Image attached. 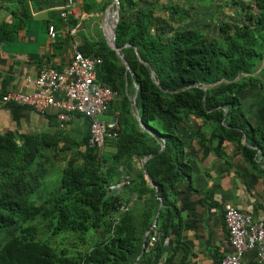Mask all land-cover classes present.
<instances>
[{"label": "trees", "instance_id": "trees-1", "mask_svg": "<svg viewBox=\"0 0 264 264\" xmlns=\"http://www.w3.org/2000/svg\"><path fill=\"white\" fill-rule=\"evenodd\" d=\"M118 2L114 42L121 48L123 60L100 35L95 40L83 39L77 47L85 57L100 58L96 81L122 99L123 117L120 113L116 140L110 142L114 152L98 155L89 149L88 122L74 115L86 125L78 144L83 150L79 157L67 159L50 192L36 204L31 196L43 172L36 162L39 152L57 142L32 135H19L16 142L8 134H0V264H155L166 238V210L173 207L174 187L182 178L188 179L190 171L179 129L206 142L197 129L186 125L187 119L210 124L215 138L229 142L244 138L257 145L264 157V135L249 126L238 105V94L249 83L258 82L246 75L264 58V0H254L256 10L261 11L256 16H247L238 25L223 22L219 38L186 29L173 31L166 41L150 31L156 14H169L183 22L185 10L158 2L140 7L134 0ZM100 8L101 2L96 0H80L78 5L85 14H99ZM127 14L131 16L128 21L122 18ZM125 45L129 48L122 47ZM129 94L135 96L142 128L132 119ZM47 118L55 122V115ZM241 154L254 165L250 150L242 147ZM144 158L148 159L143 168H137V160ZM124 177L128 185L112 193L109 186ZM159 203L156 228L149 231ZM34 219L45 222L50 236L68 232L84 240L86 234L99 231L101 238L69 256L64 250L56 252L47 240L36 239L33 228H21ZM152 231L158 233V239L148 247Z\"/></svg>", "mask_w": 264, "mask_h": 264}, {"label": "crops", "instance_id": "crops-1", "mask_svg": "<svg viewBox=\"0 0 264 264\" xmlns=\"http://www.w3.org/2000/svg\"><path fill=\"white\" fill-rule=\"evenodd\" d=\"M64 1L0 0V95L9 91H27L25 78L33 77L42 67L62 69L70 59L71 45L78 47L86 39L81 32L74 40L75 35L69 36L66 25L58 18V10ZM74 1L76 14L70 21V27L80 26L78 22L83 20V12L78 9L80 0ZM136 4L138 6L137 1ZM48 24L53 25L56 31L54 40L46 34ZM216 29L218 31V26ZM263 75L264 58L254 72L246 75L258 82L249 83L238 94V105L249 126L264 135ZM51 115H54L53 111L39 116L29 109L0 101V134L14 137L28 133L36 124H55L54 120L50 122L47 118ZM101 119L109 122L112 116L108 113ZM195 126L193 129L198 132L205 128L198 122ZM203 136L206 142H199L184 129H179L183 158L190 171L188 179L182 178L174 187L173 207L166 210L169 214L166 245L159 251L155 264H164L167 259H170L169 264H219L221 256L231 251L222 222V211L226 205L264 223V157L257 145L245 142L244 138L241 142H229L212 134L208 138L204 133ZM242 147L253 153L254 165L245 161ZM102 152L105 155L113 153L114 144L106 142ZM147 159L137 160L136 167L143 168ZM159 205L149 231L156 228ZM155 217V226L152 227ZM254 257V252L249 251L243 256V261L252 264Z\"/></svg>", "mask_w": 264, "mask_h": 264}, {"label": "built area", "instance_id": "built-area-1", "mask_svg": "<svg viewBox=\"0 0 264 264\" xmlns=\"http://www.w3.org/2000/svg\"><path fill=\"white\" fill-rule=\"evenodd\" d=\"M76 6L74 0H65L58 10V18L66 25L71 37L80 28L78 24L69 26L75 17ZM46 34L50 40L56 38L53 25H47ZM70 52L71 56L65 67L60 70L40 68L33 77L25 78L24 86L27 91L6 92L1 94L0 101L27 108L39 116L53 111L59 128L70 122L74 115L85 118L88 122L87 147L100 155L106 140L115 139L119 129L117 118L114 117L109 122L101 119L114 102L116 93L96 81L95 70L101 61L99 57L83 56L75 44L71 45ZM126 185L128 181L124 177L119 183L110 185L109 190L117 192ZM222 222L231 251L221 256L219 264H247L243 261V256L249 251H253L255 255L252 264H264V223L229 205L223 207ZM157 239L158 233L152 231L148 247ZM163 245H166V239Z\"/></svg>", "mask_w": 264, "mask_h": 264}, {"label": "rangeland", "instance_id": "rangeland-1", "mask_svg": "<svg viewBox=\"0 0 264 264\" xmlns=\"http://www.w3.org/2000/svg\"><path fill=\"white\" fill-rule=\"evenodd\" d=\"M138 6L154 2H158L161 5H167L176 9L185 10V20L183 22L177 20L175 17L169 14H156V21L150 28L151 33H157L162 36V39L166 41L169 35L173 31H181L186 29H194L198 33H201L206 38H219L220 32L217 31L223 22L230 25H238L245 21L247 16H256L259 12L254 6V0H136ZM101 2V8L99 14H85L83 13V20L78 22L80 24V30L76 31L75 37L73 39H78L79 33H84L87 40H95L98 35L104 41L107 46L106 40L111 33V28L113 27V22L108 20L110 12L114 11V0H96V3ZM88 15V16H87ZM119 15V4L118 9L113 16V20L118 21ZM124 20H130L131 16L129 14L122 17ZM225 24V23H224ZM116 28V27H115ZM81 29L83 31H81ZM108 47V46H107ZM123 48L128 45L122 46ZM121 50V48H120ZM133 54L138 62H142L139 54L135 48H132ZM114 52V51H113ZM121 55V54H120ZM259 64V63H258ZM257 64V65H258ZM146 66V65H145ZM148 67V66H147ZM257 67V66H256ZM150 76L153 78V73L150 70ZM205 89V87H204ZM133 95L128 96L129 107L132 113L133 121L142 128L140 123L137 121V109L133 103ZM114 105L111 106L109 115L112 119L119 118L122 112L123 102L122 99L116 96ZM114 111L117 112L114 114ZM121 111V112H120ZM121 113V114H120ZM116 115V116H115ZM198 122L199 126L204 125L203 135H211L212 126L210 124H203L201 121L196 119H187L186 125L193 129ZM194 126V127H193ZM200 127V128H201ZM86 132V125L81 118H72L70 122L59 128L57 124H49L47 126L34 125L28 130L26 134L20 135H32V136H44L51 142H57L56 146L45 148L39 152V157L37 158V163L40 169L43 171L40 180H38V185L35 188L31 200L36 204L42 202L43 197L50 192L52 189V182L56 180L57 173L61 169L67 159L70 157H79L83 150V147L78 146L80 144L83 134ZM189 133V132H188ZM190 134V133H189ZM18 136H14L16 142H18ZM179 137V134H178ZM205 138V136H204ZM115 139H108L106 142H114ZM73 143V144H72ZM62 149V150H61ZM44 185V186H43ZM45 222L39 219H34L32 221H27L21 224V228H33L35 231V238L39 240H47L51 248L56 252L59 250H64L69 256L74 255L77 252H82L89 247H91L100 238V232L88 233L84 236V240L80 239L78 235L72 233H60L54 236H50L49 232L45 228ZM4 240V238H2Z\"/></svg>", "mask_w": 264, "mask_h": 264}, {"label": "water", "instance_id": "water-1", "mask_svg": "<svg viewBox=\"0 0 264 264\" xmlns=\"http://www.w3.org/2000/svg\"><path fill=\"white\" fill-rule=\"evenodd\" d=\"M118 0H114V11L113 12H110L111 16L110 18H108V20H110L111 22H113V27L111 28V33L110 35L108 36V39L106 40V43H107V46L110 50L114 51L115 55L120 59V60H123L122 59V56L120 55V48L116 47L115 46V42H114V39H115V27H116V21L113 20V16L115 15L117 9H118ZM109 15V13L107 14ZM134 99H135V96L133 97V103H134ZM137 121L139 122L138 118H137ZM164 147V144L162 145L161 149H163ZM112 193H116L115 191H113ZM161 205V203H160ZM159 205V207H160ZM159 210V209H158ZM158 213V212H157ZM155 220H156V217L153 221V224H152V227L155 226ZM141 254H142V251H141Z\"/></svg>", "mask_w": 264, "mask_h": 264}, {"label": "bare ground", "instance_id": "bare-ground-1", "mask_svg": "<svg viewBox=\"0 0 264 264\" xmlns=\"http://www.w3.org/2000/svg\"><path fill=\"white\" fill-rule=\"evenodd\" d=\"M109 15L111 16V14L109 13Z\"/></svg>", "mask_w": 264, "mask_h": 264}]
</instances>
